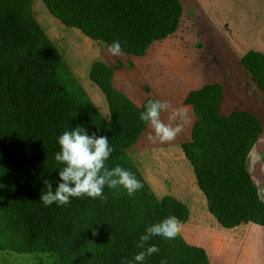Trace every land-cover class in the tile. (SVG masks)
Masks as SVG:
<instances>
[{
  "label": "trees",
  "instance_id": "trees-1",
  "mask_svg": "<svg viewBox=\"0 0 264 264\" xmlns=\"http://www.w3.org/2000/svg\"><path fill=\"white\" fill-rule=\"evenodd\" d=\"M42 1L66 26L107 45L119 41L121 51L133 55L172 33L182 11L181 0ZM64 50L63 42L41 30L31 0H0V250L49 253L50 264H141L134 256L143 250L137 244L147 227L168 215L183 223L189 215L178 198H155L126 154L148 125L139 118L144 105L157 97L135 104L111 87L109 66L92 62L89 78L109 106L105 120L65 64ZM241 62L264 93V53L251 49ZM222 92L219 83L188 92L184 103L193 107L196 121L182 149L209 212L223 227L264 226V201L247 168L262 123L248 109L221 114ZM77 125L106 136L114 149L106 166L130 169L143 188L130 196L123 186H105L107 199L72 197L66 205L45 206L43 180L55 189L64 166L55 160L58 136ZM148 243L160 251L142 264H211L202 247L179 236H153Z\"/></svg>",
  "mask_w": 264,
  "mask_h": 264
},
{
  "label": "rangeland",
  "instance_id": "rangeland-1",
  "mask_svg": "<svg viewBox=\"0 0 264 264\" xmlns=\"http://www.w3.org/2000/svg\"><path fill=\"white\" fill-rule=\"evenodd\" d=\"M181 6L176 29L154 41L145 54L112 55L109 45L66 26L42 0H31L41 30L48 39L63 42L65 64L105 120L110 119L106 96L88 75L95 61L111 68V87L135 104L151 95L186 110L184 118L177 117L183 130L175 139L150 141L148 136L154 133L148 125L126 150L155 198L171 195L186 205L189 215L178 235L183 242L202 247L211 264H264V226L246 222L223 227L209 212L182 149L191 140L196 121L193 107L184 103L191 90L210 83L222 85L219 112L223 115L255 104L262 131L247 157V168L264 201V93L241 62L251 49L264 51V0H181ZM167 116L168 112L162 113L165 121ZM46 255L51 254L0 250V264H50L52 257Z\"/></svg>",
  "mask_w": 264,
  "mask_h": 264
},
{
  "label": "clouds",
  "instance_id": "clouds-1",
  "mask_svg": "<svg viewBox=\"0 0 264 264\" xmlns=\"http://www.w3.org/2000/svg\"><path fill=\"white\" fill-rule=\"evenodd\" d=\"M108 52L112 55H119L121 53L120 42L113 41L108 47ZM144 109L139 118L150 124L153 130L154 135L150 133L148 136L150 141H171L183 130V125L177 123V117L184 118L185 109L172 108L169 102L157 98L148 99ZM164 112H168L167 121L162 119ZM58 144L60 151L55 153V160L64 166L58 170L60 182L55 189L51 181L43 180L48 190L41 193L40 201L45 206L53 203L66 205L72 197L87 196L92 199H107L103 193L105 186L111 189L123 186L130 196L143 188V183L130 169H125L120 165L112 168L106 166L105 162L114 151L106 136L89 135L86 129L77 125L70 131H64L59 135ZM182 228V221L175 215H168L161 221L150 225L145 230V234L139 238L137 247L143 250L134 256V260L142 264L146 256L159 253L160 249L156 244L148 243L153 236L175 239L181 234ZM123 264H132V261L125 259ZM161 264L165 262L162 260Z\"/></svg>",
  "mask_w": 264,
  "mask_h": 264
},
{
  "label": "crops",
  "instance_id": "crops-1",
  "mask_svg": "<svg viewBox=\"0 0 264 264\" xmlns=\"http://www.w3.org/2000/svg\"><path fill=\"white\" fill-rule=\"evenodd\" d=\"M257 50H260V49H257ZM260 51H262V52H264L263 50H260ZM256 84V83H255ZM253 108H255V104H250V106L248 107V110H250V111H252V112H254L259 118H260V116H259V111H257V110H253ZM244 109H247V108H244ZM162 119H163V117H162ZM148 125H150V124H148ZM146 126V127H149V126ZM149 130H151V128H149ZM148 135V133L146 134V136ZM251 151V150H250Z\"/></svg>",
  "mask_w": 264,
  "mask_h": 264
}]
</instances>
